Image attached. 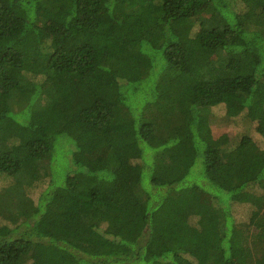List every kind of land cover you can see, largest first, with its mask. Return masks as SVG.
I'll return each instance as SVG.
<instances>
[{"label":"trees","instance_id":"obj_1","mask_svg":"<svg viewBox=\"0 0 264 264\" xmlns=\"http://www.w3.org/2000/svg\"><path fill=\"white\" fill-rule=\"evenodd\" d=\"M0 176V264H264V0H0Z\"/></svg>","mask_w":264,"mask_h":264},{"label":"rangeland","instance_id":"obj_2","mask_svg":"<svg viewBox=\"0 0 264 264\" xmlns=\"http://www.w3.org/2000/svg\"><path fill=\"white\" fill-rule=\"evenodd\" d=\"M136 25L137 22L134 19L128 20L126 23V26ZM207 123L214 138L226 134L232 140L231 145H233L236 142V139L240 138L241 136L247 135L250 136L253 140L257 141L261 149H263V140H261L254 132L252 125H250L249 122L241 116H237L234 118L227 117L225 115V108L223 105L211 108L210 115L207 118ZM102 159L103 154L101 153V151H96L90 153L86 158H84V164L91 166L96 163V161ZM46 181V179L41 180L37 183V185L28 189L29 195L33 200H36L39 193L44 189ZM11 183V178L0 176V191L9 186ZM202 199L206 202H210L209 198H206L204 195H202ZM255 203L256 205H258V200H256ZM233 207H235L233 213L234 218L239 220L242 219L244 221V219L246 218V209L248 208V205H233ZM250 234L251 229L247 226H237L234 229L231 237L232 243L234 244L232 245V253L236 255V257L243 264H259L251 246Z\"/></svg>","mask_w":264,"mask_h":264}]
</instances>
